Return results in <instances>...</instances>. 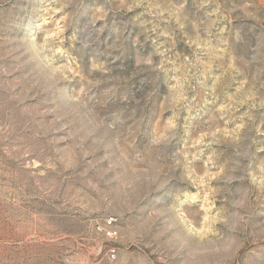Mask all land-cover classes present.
<instances>
[{
    "label": "rangeland",
    "instance_id": "rangeland-1",
    "mask_svg": "<svg viewBox=\"0 0 264 264\" xmlns=\"http://www.w3.org/2000/svg\"><path fill=\"white\" fill-rule=\"evenodd\" d=\"M0 264H264V0H0Z\"/></svg>",
    "mask_w": 264,
    "mask_h": 264
}]
</instances>
